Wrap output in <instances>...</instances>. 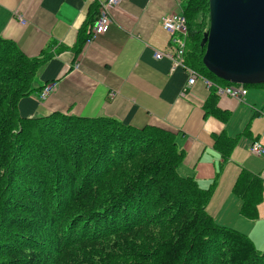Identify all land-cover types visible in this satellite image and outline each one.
I'll return each instance as SVG.
<instances>
[{
	"label": "trees",
	"instance_id": "trees-1",
	"mask_svg": "<svg viewBox=\"0 0 264 264\" xmlns=\"http://www.w3.org/2000/svg\"><path fill=\"white\" fill-rule=\"evenodd\" d=\"M181 13L184 65L210 83L205 115L224 124L216 88L232 84L201 61L208 1L185 0ZM42 63L0 38V264H264V251L206 212L218 174L206 190L178 174L174 133L108 118L21 117L19 103L43 88L33 87ZM249 133L247 125L213 138L218 173ZM231 192L254 221L260 178L241 169Z\"/></svg>",
	"mask_w": 264,
	"mask_h": 264
},
{
	"label": "crops",
	"instance_id": "crops-1",
	"mask_svg": "<svg viewBox=\"0 0 264 264\" xmlns=\"http://www.w3.org/2000/svg\"><path fill=\"white\" fill-rule=\"evenodd\" d=\"M99 1L0 0V38L12 43L26 59L44 61L34 77L35 89L55 83L45 100L40 101L36 93L22 100L18 106L21 117L59 113L108 118L136 129L155 127L174 133L184 155L177 166L182 178L192 177L206 190L216 174L220 178L228 172L223 185L218 181L206 212L216 224L245 235L255 249L264 251V156L249 153L252 142L264 147V96L249 101L246 95L241 100L217 96L218 108L228 112L229 118L238 109L247 110L245 124L240 118L233 132L229 118L223 124L205 115L210 84L198 80L188 86L184 69L171 71L169 61L154 59L155 51L170 50L160 19L181 12L185 0H118L109 10L112 23L108 31L87 42ZM247 125L249 137L236 145L218 173L222 160L213 138L221 132L234 137ZM241 169L262 182V200L254 221L241 215L242 201L231 192Z\"/></svg>",
	"mask_w": 264,
	"mask_h": 264
},
{
	"label": "water",
	"instance_id": "water-1",
	"mask_svg": "<svg viewBox=\"0 0 264 264\" xmlns=\"http://www.w3.org/2000/svg\"><path fill=\"white\" fill-rule=\"evenodd\" d=\"M202 64L232 85H264V0H207Z\"/></svg>",
	"mask_w": 264,
	"mask_h": 264
},
{
	"label": "built area",
	"instance_id": "built-area-1",
	"mask_svg": "<svg viewBox=\"0 0 264 264\" xmlns=\"http://www.w3.org/2000/svg\"><path fill=\"white\" fill-rule=\"evenodd\" d=\"M118 3V0H100L98 3V14L92 22L89 30V37L87 42L92 41L95 37L103 35L108 31L110 24L112 23L109 10ZM19 18V17H18ZM20 19V18H19ZM21 20V19H20ZM21 23H24L21 20ZM159 25L167 35L170 42V50L165 53L154 52V59H166L170 62V70L174 71L177 68L184 69L187 74V85L192 86L196 81L200 80L206 86L210 83L198 75L194 70L186 67L183 64L184 53L186 51V39L187 28L186 22L181 12L172 13L162 17L159 21ZM55 89V83L45 84L40 91L39 100H45L50 93ZM217 96H228L236 100H241L246 95L245 87L242 85H229L226 87L216 88ZM249 153L254 157L264 156V147L259 142H252L249 146Z\"/></svg>",
	"mask_w": 264,
	"mask_h": 264
},
{
	"label": "rangeland",
	"instance_id": "rangeland-1",
	"mask_svg": "<svg viewBox=\"0 0 264 264\" xmlns=\"http://www.w3.org/2000/svg\"><path fill=\"white\" fill-rule=\"evenodd\" d=\"M207 18H208V16L206 15V17H204V19H205L204 33H206L208 31V26L209 25H207L208 24ZM184 55H185V53H184ZM183 64H184V60H183ZM245 90H246L247 101H249L250 98L252 99V98H254L256 96H264V88L262 86H258V87L257 86H247V87H245ZM257 99L258 100H261V101L263 100L262 97H257ZM244 111H246V113L243 115ZM246 116H247V110H244V109H238L237 111H235L234 113H232V116H231V118H229L230 119L229 121H230V123H232L231 125H232V131L233 132H235V130H237V128H238V125L237 124L239 123L240 118H242V122H244L243 124H245V118H246ZM248 129H249V126H248ZM234 134H236V133H232V135H234ZM241 141H243V136L240 137V138H238L237 146H238L239 142H241ZM227 177H228V172H225V174H223V172H222L220 178H219V176H217L215 189L217 188L218 181H220V183L223 185L224 182H225V180L227 179ZM215 189H214V192H215ZM214 192H213V194H214ZM213 194H212V196H213Z\"/></svg>",
	"mask_w": 264,
	"mask_h": 264
}]
</instances>
